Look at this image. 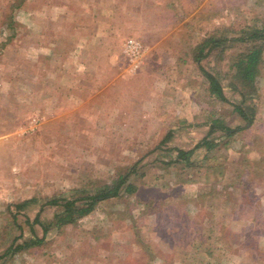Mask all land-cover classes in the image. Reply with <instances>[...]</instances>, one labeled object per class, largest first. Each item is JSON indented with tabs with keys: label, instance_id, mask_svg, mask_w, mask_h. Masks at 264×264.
Here are the masks:
<instances>
[{
	"label": "rangeland",
	"instance_id": "1",
	"mask_svg": "<svg viewBox=\"0 0 264 264\" xmlns=\"http://www.w3.org/2000/svg\"><path fill=\"white\" fill-rule=\"evenodd\" d=\"M253 21L264 0H0V255L30 237L24 217L45 199L89 194L131 167L135 186L0 264H264V52L250 122L233 112L226 80L225 101L208 95L190 58L204 36ZM126 38L143 47L134 71L119 53ZM213 59L201 65L221 77L228 57L218 69ZM215 118L240 129L214 161L198 148L190 164L161 166Z\"/></svg>",
	"mask_w": 264,
	"mask_h": 264
},
{
	"label": "trees",
	"instance_id": "2",
	"mask_svg": "<svg viewBox=\"0 0 264 264\" xmlns=\"http://www.w3.org/2000/svg\"><path fill=\"white\" fill-rule=\"evenodd\" d=\"M263 52L264 21H253L252 24L242 27L237 31V34L229 37L221 33L218 35L204 36L190 48V58L207 83L208 95L212 99L225 101L226 98L222 92L221 80H226V86L239 97L238 102L231 104L233 112L239 115L241 119L250 122L253 114V107L250 105V101L257 92L258 65L262 60ZM209 55L214 57L215 69L221 67L220 63L223 57L227 55V69L222 71L221 77L219 75V69L218 72L213 73L201 65V61ZM239 129L240 127L226 126L220 119H210L207 131L192 148L188 150L175 149L174 159L170 160L168 158L166 161H160V164L161 166H166L170 163L180 161L185 162V164H190L191 161L188 162L189 156L198 148H203V158L214 161L215 156L213 153L217 146L219 144L225 146L229 138ZM217 130L219 131V137L212 135V132ZM170 136L171 131H167L159 141V144L166 142ZM217 138H220L219 140L221 141H218ZM133 172V167H131L124 173H119L115 179L94 187L89 194L84 193L81 196H73L70 198L59 196L45 199L44 203L39 206V210L33 216L31 222H28L24 217V222L27 224L31 234L30 237L12 245L18 239V237H13L10 245L3 251L0 257L9 256L20 250L41 245L44 242L48 229L56 230L65 224H75L78 219L93 211L96 203L100 200L119 196L123 192L127 194L133 193L135 186L130 183L132 180L130 176ZM31 201L33 199L23 200L17 203L15 207L23 208ZM44 206H52L55 208L50 220L47 222H43L39 218V212ZM259 220L264 222V216H261ZM33 224H37L41 229V235L39 237L33 233ZM226 230L224 227L221 229L220 237L234 246L240 244L242 238L240 236L232 237L226 233ZM203 236L209 238L210 235ZM256 247H258V244ZM205 256L211 260V263L216 262V259L210 253H206Z\"/></svg>",
	"mask_w": 264,
	"mask_h": 264
},
{
	"label": "built area",
	"instance_id": "3",
	"mask_svg": "<svg viewBox=\"0 0 264 264\" xmlns=\"http://www.w3.org/2000/svg\"><path fill=\"white\" fill-rule=\"evenodd\" d=\"M143 52L141 43L133 38L124 39L119 45V53L127 61L131 70H135L140 62Z\"/></svg>",
	"mask_w": 264,
	"mask_h": 264
},
{
	"label": "crops",
	"instance_id": "4",
	"mask_svg": "<svg viewBox=\"0 0 264 264\" xmlns=\"http://www.w3.org/2000/svg\"><path fill=\"white\" fill-rule=\"evenodd\" d=\"M81 18H85V17H84V16H83V17L80 16V17L75 18V19H76V21H75V23H76L75 25H76V26H80V24L83 23V20H81ZM52 43H53V42L51 41V42H49L48 44H49V45H52ZM53 44H55V43H53Z\"/></svg>",
	"mask_w": 264,
	"mask_h": 264
}]
</instances>
